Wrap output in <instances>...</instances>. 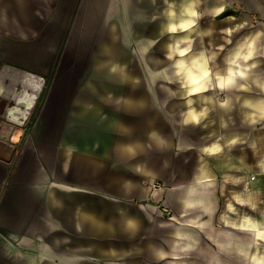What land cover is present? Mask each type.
<instances>
[{"label": "crops", "instance_id": "0c3cea01", "mask_svg": "<svg viewBox=\"0 0 264 264\" xmlns=\"http://www.w3.org/2000/svg\"><path fill=\"white\" fill-rule=\"evenodd\" d=\"M152 5L0 0V80L19 90L25 73L41 78L16 142L6 116L15 94L0 95V264L264 262V0H183L171 9L168 33L187 45L176 48L169 79L146 44L114 46V22H154L142 8ZM204 67L214 70L207 91L189 95L188 73ZM215 138L222 151L205 153ZM197 150L235 151L239 188L229 192L227 172L215 179L209 166L187 174Z\"/></svg>", "mask_w": 264, "mask_h": 264}, {"label": "rangeland", "instance_id": "374dc122", "mask_svg": "<svg viewBox=\"0 0 264 264\" xmlns=\"http://www.w3.org/2000/svg\"><path fill=\"white\" fill-rule=\"evenodd\" d=\"M149 2H156L157 5H152V6H147V7H142L145 10H147L146 14H153L152 17H156V21L154 22H138V21H126V22H114V46L118 49H120V47H129L132 51H139L140 46H144L146 44V46H148V51L151 53H157L158 52V56H159V60H158V67L157 70L160 72H163L164 77H168V79L170 77L173 76V74L171 73V71L175 68L176 66V60L178 59V55L176 53V48L179 46H185L187 45L186 42L181 41L178 44H175V39L178 35V33H173V36L171 33H168L169 28H167V22L169 21L168 19L171 18V9H174L175 12H179L180 8H181V3L183 2V0H148ZM132 9L134 10V16L135 18H138V10L139 7L138 5H133ZM155 14V15H154ZM156 30L155 33H159L160 37L158 38H154L153 34L154 32L151 31L149 32L148 30ZM104 30V29H103ZM125 30H126V35H125ZM146 34V35H144ZM180 35V34H179ZM178 35V36H179ZM150 36H153L152 38ZM95 44V43H94ZM150 45V47H149ZM91 47V46H90ZM95 46L91 47V49H93ZM165 54L168 57H171L172 59H164ZM89 55V54H88ZM87 57V54L85 55ZM135 57H140V54H134ZM179 76L184 75V71L179 70L178 71ZM51 77H48V81H46V83L43 86L44 89V93H47L48 89L51 87ZM45 82V81H44ZM19 88H21V86H19ZM185 93V92H184ZM179 94L182 95L180 96L181 98V102L179 103V115L183 114L184 110H185V97H183V94L181 93V91H179ZM183 110V112H182ZM183 120L182 117H180V122ZM205 149V153L207 154H217L219 152L222 151V147L219 143L218 138H215L212 142L206 144L204 146ZM225 153L227 154V156H224ZM234 153L235 151L233 150H228L226 152H222V156L219 157H215L217 155L214 156H209L207 154H200V151L197 150L196 155L192 156L191 159L188 161V166L186 168V173L191 175V174H196L200 168L202 166H209L212 171L214 172L215 175V179L219 178V172H221V174L227 172V176L226 178L228 179V181L230 183H228V186L226 187L227 190H229V192H232L234 190H237L239 187L236 186V174H241L242 170L241 167H236L234 165H229V159L230 157H234ZM200 154V155H199ZM201 156L203 158L206 159V161H203ZM201 158V159H200ZM262 159H264V151L260 152V162L262 161ZM261 167L259 170L261 171L262 166L260 163ZM255 177V176H254ZM212 190L213 189H219L218 187V182H212ZM154 186H158V185H154ZM243 187H245V183H243ZM262 189H260V194H259V200H260V205H264V187H261ZM229 201V199H226ZM225 199H222L219 203V205H217L215 211L213 212V227L210 230V236L212 237L213 241H215L214 239H218V237L220 236V226H222V221H221V217L224 214V211L226 209V201ZM158 207L161 209V211H163V209L168 210V212H162L164 213L166 216H169V209L167 207L162 206L161 204H158ZM228 233H230L228 231ZM230 236V235H229ZM228 236V237H229ZM234 237V236H232ZM213 251H215L214 253L217 254V246H214Z\"/></svg>", "mask_w": 264, "mask_h": 264}, {"label": "bare ground", "instance_id": "6f19581e", "mask_svg": "<svg viewBox=\"0 0 264 264\" xmlns=\"http://www.w3.org/2000/svg\"><path fill=\"white\" fill-rule=\"evenodd\" d=\"M194 1V0H193ZM186 24L184 23V26ZM184 51V50H182ZM182 66H184L185 69L183 71L185 72V76L187 74L186 64L182 61ZM20 75V73H18ZM21 90L17 87L11 88L7 85H4L2 81L0 80V95H5L4 93L8 94H15L13 95V98L17 99L19 103H22L24 105L31 106L34 102V98L37 96V93L40 90L41 87V78L30 73H25L24 80L21 83ZM19 111H21V108L19 106ZM21 111V115H23ZM16 115V114H14ZM211 173V172H210ZM260 223V222H259ZM264 238V237H261Z\"/></svg>", "mask_w": 264, "mask_h": 264}, {"label": "clouds", "instance_id": "9594fccd", "mask_svg": "<svg viewBox=\"0 0 264 264\" xmlns=\"http://www.w3.org/2000/svg\"><path fill=\"white\" fill-rule=\"evenodd\" d=\"M225 43L226 44H231L232 43L231 36H228V38L225 40ZM223 51H224V45H218L217 48H216V52L220 53V52H223ZM185 54L186 53L184 51H181L179 53V55L181 57L185 56ZM217 56H218V54H217ZM217 56H216V59H217ZM164 59H172V58L168 57L165 54ZM213 72H214V70L209 71L208 67H204L202 69L197 70L195 76H193L191 74V72H189L188 73V84L184 85L185 87L191 89V91L189 92V95H191L192 93L200 92L202 89L207 91V89H204V84L206 82H208V80L212 76ZM239 75H242V73H240ZM216 80L218 81V86L220 88H223V82H222L221 78L220 77H216ZM230 82H231V80H229V83ZM190 103H191V101H190ZM261 264H264V262H261Z\"/></svg>", "mask_w": 264, "mask_h": 264}, {"label": "water", "instance_id": "95a60500", "mask_svg": "<svg viewBox=\"0 0 264 264\" xmlns=\"http://www.w3.org/2000/svg\"><path fill=\"white\" fill-rule=\"evenodd\" d=\"M19 106L21 108L22 113H24L23 115H21V111H19ZM31 106L27 107L26 105L19 103L18 100L14 98L12 105L10 107H8V109H7L8 111H7V115H6L7 119L8 120L11 119L12 121H14L13 124H15V126H16V127H14L15 129H14L13 134L11 135L12 137L10 140L12 142L18 141V138L15 139L14 136L16 133H18L20 135L21 128H22V126H24V124L27 120L28 112H30L28 110L31 108ZM13 112H18V113L16 115H14V114L12 115Z\"/></svg>", "mask_w": 264, "mask_h": 264}, {"label": "built area", "instance_id": "2783aa9c", "mask_svg": "<svg viewBox=\"0 0 264 264\" xmlns=\"http://www.w3.org/2000/svg\"><path fill=\"white\" fill-rule=\"evenodd\" d=\"M250 178H251V179H254L255 177H254V175H253V176H251ZM163 211H164V212H168V210H166V209H163Z\"/></svg>", "mask_w": 264, "mask_h": 264}]
</instances>
